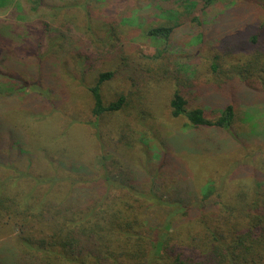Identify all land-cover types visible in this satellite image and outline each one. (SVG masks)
Segmentation results:
<instances>
[{
	"label": "rangeland",
	"instance_id": "obj_1",
	"mask_svg": "<svg viewBox=\"0 0 264 264\" xmlns=\"http://www.w3.org/2000/svg\"><path fill=\"white\" fill-rule=\"evenodd\" d=\"M4 1L0 2V49L3 51L2 55L0 53L3 56L0 58V122L5 131L7 123H19V135L29 140V153L59 147L70 158H80L82 140H75L67 130L58 144L49 142L50 125L32 116L47 113L55 105L54 101L61 99L66 104L71 101L79 104L85 114L89 96L84 89L93 82V75L83 71L88 61L92 63L88 68L98 70L114 68L124 62L136 68L140 80L139 92L136 96L133 94L135 110H131L129 116L114 114L103 120L124 118L122 143L127 141V145H122L119 151L125 154V165L134 178L145 182L141 184L145 191L154 184L156 193L166 198L182 195L192 202L200 197L201 188L210 183L225 188L223 194L229 196L245 182H262L264 90L257 87L259 83L251 81L256 90L244 85L238 89L232 131H195L190 146L193 141L196 144L189 147H194V154L189 153L183 137L177 139L191 127L185 119L169 115L167 102L174 90L172 70L178 69V66H170L172 56H186L181 59L185 61L181 72H189L188 76L198 88V85L206 86L214 79L213 63L219 64L223 58H243L255 47L252 36L256 33L259 40H263L264 0H217L202 13L201 24L191 20L195 9L192 3L196 0L184 3L179 0ZM161 25L174 26L169 39L149 33L151 28ZM122 85V91L128 90L126 79ZM204 96L212 99L209 104L204 99L205 108L217 115L223 99L220 101V97L211 92H205ZM39 102L43 103V108ZM164 132L171 136L173 150L183 151V155L166 157L159 165L157 154L160 156L164 148L168 149L167 145L163 147L159 143ZM161 136L163 138L159 139ZM204 150L211 152L206 151L207 155ZM48 153L55 154L54 150ZM99 156L98 153L90 158L92 172L100 171ZM5 161V158L0 159V169L10 164ZM39 171L33 172L38 174ZM3 178L5 175L1 174L0 179ZM31 181L32 177H26L16 185L18 190L24 188L23 196ZM217 200L218 197H212L205 202L210 205ZM140 202L149 212L141 231L145 236L144 244L149 248L151 239L164 236L167 225L156 204ZM170 228L172 233L181 234L183 227L176 218ZM21 233L18 223L0 216V252L10 253L14 251L12 248L21 252L18 241Z\"/></svg>",
	"mask_w": 264,
	"mask_h": 264
},
{
	"label": "trees",
	"instance_id": "obj_2",
	"mask_svg": "<svg viewBox=\"0 0 264 264\" xmlns=\"http://www.w3.org/2000/svg\"><path fill=\"white\" fill-rule=\"evenodd\" d=\"M216 1L193 2L191 20L201 24L202 13ZM173 29L172 25H161L151 28L149 33L169 39ZM252 43L255 47L243 58H223L219 64L213 63L214 79L206 86L198 85L201 89L192 83L189 72L180 70L185 63L181 59L187 57L172 56L170 66L178 69L172 70L174 90L167 102L168 111L172 118H183L191 127L188 133L177 136L186 140L190 154L195 152L194 147L189 148L196 144L193 141L190 146L195 131L232 128L241 86L256 90L251 84L256 81L257 87L264 90V38L259 40L256 33ZM91 65L89 60L88 66ZM88 66L83 71L93 75V82L84 89L89 96L85 114L79 104L71 101L68 105L61 99L55 100L47 113L32 116L50 125L49 142L58 144L67 130L75 140H82L80 158H70L59 147L29 153V140L19 135V123H7L5 131L0 122V159L10 163L0 169V175H5L0 179V216L13 219L22 232L18 238L21 252L14 248V253L0 252V264H264V177L262 182L241 184L229 196L223 194L225 188H219L218 184L201 186L200 197L192 202L182 195L166 198L156 193L154 184L145 191L141 185L145 182L134 178L125 165V154L119 151L122 145H127V141L122 143L124 118L103 120L114 114L129 116L135 110L133 96L139 92L140 83L137 70L124 62L101 70ZM1 73L6 74L2 70ZM123 79L128 81L126 91L120 88ZM205 92L223 99L217 115L205 108L204 99L207 104L212 101L204 96ZM39 106L44 107L43 103ZM165 133L164 138L159 137L164 141L159 143L168 149L164 148L160 156L157 154L159 165L164 158L183 152L173 150L171 136ZM49 150L55 154H49ZM98 153L100 171L92 172L90 158ZM26 177H32V181L23 196L24 188L18 190L16 185ZM212 197L219 200L207 204L205 201ZM142 200L156 204L167 225L164 236L151 239L149 248L141 232L149 214ZM174 217L183 227L181 234L171 232Z\"/></svg>",
	"mask_w": 264,
	"mask_h": 264
}]
</instances>
